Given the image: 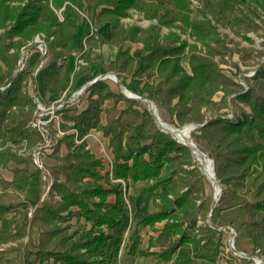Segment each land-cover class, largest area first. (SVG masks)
<instances>
[{
	"label": "trees",
	"instance_id": "obj_1",
	"mask_svg": "<svg viewBox=\"0 0 264 264\" xmlns=\"http://www.w3.org/2000/svg\"><path fill=\"white\" fill-rule=\"evenodd\" d=\"M170 1L179 11V19L189 27L194 42L173 30L161 34V25L171 26L176 16L169 8L161 13L154 0L149 6L151 9L153 6V10L149 8L151 12L148 9L146 16L157 18L159 24L146 28L125 25L121 18L128 15L131 8L145 9L148 0H0V28L3 29L0 32V71L3 62L6 75L12 80L7 91L0 94V166H7L10 161L15 163L13 182L26 181L35 174L31 156L21 155L6 144L9 133L28 139L29 148L37 141L36 133L27 127L35 99L24 87L32 63L16 71L21 48L33 42L36 34L44 35L50 53L43 73L44 89L58 88L64 81V68L68 57L74 54L76 39L85 23L90 22L95 30L109 21V41L122 44L142 40L145 44L152 43L153 48L137 55L128 48L121 49L115 58L97 63V68L102 64L113 66L121 83L126 85L120 72L132 70L138 61L143 62V71L149 70L162 79L148 97L168 112L173 123L181 126L191 121L204 122L191 134L213 158L216 176L225 186L211 220L213 222L215 211L238 205L244 208L247 217L242 225L264 264V63L251 76L257 86L240 89L239 82L227 75L215 58L227 45L212 19L204 10H200L203 17H193L190 0ZM256 1L264 6V1ZM81 12L86 13L82 23L79 22ZM242 16L253 28L258 27L252 17L244 12ZM243 17L240 19L244 20ZM11 48L14 50L10 51ZM186 49L191 72L175 59ZM84 61L78 64L69 94L100 74L89 72L90 66L95 64L91 58H84ZM81 75L86 77L76 84ZM218 90L223 94L216 100ZM87 92L85 109L78 112L75 103L61 109L64 122L60 126L65 134L54 144L56 162L51 165L54 182L50 193L59 194L60 199L53 202L46 198L25 221L26 210L19 206L21 204L0 201V242L15 241L17 245L0 250V262L6 252L18 249L19 264L43 263L51 259L55 264H102L98 252L107 246L112 229L123 221L122 213L127 209L123 201V183L111 179L131 178L146 181L142 192L153 191L154 198L160 199L159 210L140 222L154 224L166 219L158 240L170 242L168 251L175 244L191 245L194 254L177 256L175 263L190 264L195 257H202L205 264H217L222 244L217 238L218 226L199 225L201 234L193 229L190 232V228L196 226L198 214L205 217L214 203L207 197L200 198L198 203L199 197L194 195L192 188L184 189L186 178L181 170L187 174L193 172V168L184 166L193 164L191 148L171 132L161 129L141 100L113 90L105 80L97 79ZM107 99H113V105L104 106ZM120 100L124 101L121 107L118 106ZM239 101L248 104L252 112L242 109L235 119L225 115L226 112L217 113L230 107V102L237 104ZM209 110L211 116L205 119ZM71 128H76L77 134L70 132ZM91 128L102 129L114 154L112 168L105 173H102V159L87 147L84 136ZM63 141L67 151L60 154ZM103 178L111 186H106ZM162 186L166 189L162 190ZM239 188L253 192L256 199H247ZM111 195L114 200L110 199ZM73 217L78 220L83 217L90 224L70 232ZM185 222H188L187 227H183ZM35 228L39 231L37 239L32 236ZM176 233L180 236L173 242L172 235ZM231 257L236 255L231 252Z\"/></svg>",
	"mask_w": 264,
	"mask_h": 264
},
{
	"label": "rangeland",
	"instance_id": "obj_2",
	"mask_svg": "<svg viewBox=\"0 0 264 264\" xmlns=\"http://www.w3.org/2000/svg\"><path fill=\"white\" fill-rule=\"evenodd\" d=\"M148 1L149 2H145L144 4L146 10L139 9V8H131L129 9V14L126 16H123L121 18V21L125 25L135 24L143 28H146L150 26L151 24H159L157 18H149L146 16V11L149 8L151 9V7L149 6H150V3L153 2V0H148ZM154 2L156 6H159V11L161 13L165 11L167 8H169L173 10L172 14L176 16V19L173 21L171 26H167L163 24L161 25L160 27L161 34L166 35L170 31L173 30V31L178 32L182 38H185L189 40L190 42H194V37L192 36L189 30V27L185 23H183L181 19H179L180 13L175 7L174 3L171 2L170 0H154ZM190 8H192L193 10L192 12L193 17H196V16L203 17V14L200 12V10H204L207 16L212 19V22L217 27L218 31L221 34V37L225 40L227 48H222L221 49L222 53L215 55V58L219 62V65L223 69V71L227 75L231 76L234 80L239 82L241 86L239 87L240 89H243V88L247 89L249 85L257 86L256 82L251 78V76L255 74L257 67L264 63V6H261L256 0H190ZM150 9L149 11L151 12V10H153V6H152V9L151 10ZM242 12L252 17L255 20V22L258 24V27L253 28V25L249 23L248 19L242 16ZM80 16L81 17L79 19V22L82 23L86 17V13L81 12ZM59 17L60 19L63 18V15L61 14L60 10H59ZM242 17L244 18V20L240 19ZM84 27L87 28L85 35L83 36L82 34L79 36L78 39H76V49L74 51V54H71V56L68 57V60L71 59L72 61L74 60L75 64L77 63V65H74L75 68H72L71 76L67 78L64 77V81L62 85L58 88L44 89L45 91L43 92V95L45 96V98H52V97L54 98V97L62 95L64 92L65 94L63 95V97L64 96L69 97L75 91L81 90L84 86L88 85L91 80L87 83H83L80 88L72 91L69 94L74 84L73 83L74 74L79 69L78 64L80 62L84 63L85 62L84 58H88V57L91 58V61H94L95 63L90 66L89 72L97 71L100 73V75H103V77L106 76L108 72L116 73L118 79L115 80L111 77L108 78L110 80L109 84L116 91L127 90L133 93L139 94L141 96L148 97V94L150 93V91L155 86L160 85V82L162 79L160 77H157L156 75H153L151 71L149 70L143 71L142 70L143 62H140V61L136 63V66L132 70L120 72V74L124 78L126 85L121 83L120 78L118 77V74L115 68H112L113 66L102 64L100 68H97V65H96L97 63H102L103 59L111 60L115 58L121 49L128 48L130 52L134 55H137L141 52H146L153 48L152 43L145 44L144 41L138 40V41H127L122 44H118V43L109 41L107 39V34L110 33V30H111L109 28V21L105 23L104 25L102 24L98 25L95 30L93 29V26L90 24V22L85 23ZM2 31L3 29L0 28V32ZM248 36L250 37L251 40L247 38ZM39 41L43 43V45L45 46V49L47 50L46 53H44L46 57V61H45L46 65L44 66L43 69H41V71L38 74H35L33 72L34 67L36 63L38 62V60L40 59L41 54H42L41 48L39 47ZM197 43L198 45H201L200 41H197ZM13 50H14L13 48L10 49V51H13ZM21 50H22L21 56L17 62L16 71L23 70L28 67L29 62L32 63L30 67L31 68L30 75L24 82L25 84L24 87L33 97H35L34 95L35 91L37 92L39 96V93H38L39 88L37 85V82H38L37 80H38V77L41 76L42 73H44V70L50 60L49 58L50 53L48 50L47 41L45 40L44 35L36 34L33 42L29 43V45H27L26 47H22ZM30 59H32V61H30ZM175 59L179 60L181 64L189 72H191L189 51L187 49L181 54L176 55ZM21 60H25V66L23 69H21V63H19ZM68 60H67V66L69 64ZM2 66L3 68L0 71V94H4L12 82V80H9L6 75V72H5L6 66L3 62H2ZM85 77L86 75H81L79 78H77L75 83L77 84L79 82H82ZM89 86L83 91V93L80 96H82L84 93L87 92V89L89 88ZM222 94H223V91L218 90L214 98L216 100H219ZM136 99H139V98H136ZM139 100H141L150 110L149 103L146 100L144 99H139ZM84 103L87 104L86 100ZM75 104L77 105V103ZM112 104H113V99L106 102V106H110ZM119 104H120L118 105L119 107L124 105L123 102H120ZM154 104L156 105V108H157L156 109L157 117L159 115L163 120L169 122L170 124L176 127H182L190 123H198L195 121H191V122H187L179 126L178 124H175L172 122V117L168 114L167 111H165L162 107H158L155 102ZM35 108H36V103H35ZM242 109L246 110L248 113L252 112V109L248 104L242 101H239L237 102V104L235 102H230V107L223 108L217 113L226 112L225 115H227L228 117L232 119H235L237 118L236 116H238L236 114L238 112H241ZM32 116H33V113H32ZM208 116H211V110H209L205 119H207ZM102 118L103 120H105L104 112L102 113ZM157 125L161 129H163L158 124V122H157ZM27 127L30 128L28 124H27ZM59 127L61 129V126ZM56 128H57V123L51 126V132L54 135V141L52 145L49 147V149L45 150V153L43 154V162L45 164L44 166L46 167L48 172L51 174L53 179H54V176L52 174L51 165L56 162L54 152H53L54 144H56L59 138L65 134V130L61 129L64 132L58 133L57 132L58 130ZM193 129L195 128H192V130ZM100 130L102 129L100 128L92 129L94 134L93 135L89 134V132H91L90 130L86 135H91L90 138L92 139V141L96 143L98 142L97 145L99 147V150L95 149L96 147H92V146L91 147L93 148L95 152L96 151L99 152L98 153L99 155L97 157L102 159V162H103L102 173H105L106 171L112 168L114 154L109 144L108 136L105 135L107 137L106 139L104 137V133L103 135L101 133H98V131ZM69 131L75 132L77 134V129L76 131H73L71 128ZM191 132H190V136L192 140L203 151L209 154L202 144L196 142ZM86 135L84 136L85 138H86ZM174 137L177 139V136L174 135ZM76 141H80V140L76 139ZM36 143L37 141L31 148H29L28 139L15 136L12 133H9L7 135L6 144L12 146V150L17 151L21 155L31 156L32 150L35 147ZM60 146L63 147V151L65 152L67 151V146H66L65 141H63ZM105 151L108 152L109 155L111 154L110 156H111L112 163L110 162L109 158L104 154ZM192 162L193 164H189V165L184 164V166L187 168H193L192 173L187 174L185 171L181 170V174L184 175L186 178V186L184 187V189L188 187L192 188L194 195L199 197L197 199L198 203L204 197L211 199L213 202L214 192H215L214 185L211 182V180L208 178L207 174L204 171L203 165L200 164V162L197 160L194 153H193ZM14 166H15V163L13 161H10L7 166H0V201L4 203H16V204L19 203L21 204L19 206L22 208V204L24 203L22 200L24 197H26L24 186H26L28 182L12 184L14 183L12 181V175H13L12 168ZM32 169L35 175H39L38 177H35V179L37 180L39 178L38 182H39V185H41L42 184L41 173L36 172L33 165H32ZM217 179L220 182L218 177ZM118 180H120L123 183V188H124L123 201L128 207H129V194L127 193L126 188L130 181V183H132V188L140 189V191L137 193L139 199L142 200L144 199V197L147 199L148 210L150 212L159 210L160 199L154 198V192L153 191L148 192V193L142 192L143 187L147 184L146 181L137 180L135 182L131 178L128 180L113 179V178L111 179L112 182H116ZM102 181L104 182L106 186H111L109 182L105 181V178H103ZM221 186H222V191H221V194H222L225 186L223 184H221ZM243 188H239V190H242L244 192V195L247 199L254 201L256 199V197L254 196V193L245 192ZM161 189L165 190L166 187L162 186ZM50 193L48 194L47 198H51L53 202L55 200L60 199L59 194L54 193L53 195H50ZM112 198H113V195H112ZM25 210H26V213L24 214V217H23L24 221L26 220V216H29V217L31 216L29 215V212L32 209H25ZM210 212L211 210L208 211L205 217L198 214L196 226L195 228H190V232H192V229H193L196 233L201 234V232L198 230L199 225L207 224L213 227H215V225L218 226V228L220 229V232L217 234V238L221 241L222 244L220 245V252L217 256V264H256L254 258L248 257V256H242L240 253H238V252H244L248 255L259 256L257 255V250L254 247L253 240L248 235L245 227L242 225V221L245 220L247 217L245 209L238 205V206L230 207L227 209H223L220 212L215 211L213 215L214 223L211 220V215L213 211L211 212V214ZM89 224L90 223L85 221L83 217H81L79 220L77 219V217H73L71 219V226L69 228V231L72 232L76 229L82 230V228H84L85 226H88ZM187 224L188 222H185L183 227H187L188 226ZM139 225H140V222L136 223L135 226L134 225L131 226L130 229L127 228L123 233V237L127 238L131 234V232L134 231L135 229L136 231L133 232V235H137V229L139 228L138 227ZM0 227H1V220H0ZM32 236L36 239L38 238L39 236L38 229L35 228V230L32 233ZM179 236H180V233H176L175 235H172L173 242H176ZM233 236H234V245L238 252L233 251L230 245V241ZM27 238L28 236H25V240H27ZM12 244L16 245V242L15 241L14 242L10 241L8 243L0 242V250H2L3 248H7L8 246ZM184 245H186L185 247L186 251L192 250L191 245L189 244H184ZM231 252L236 255V257H234L233 259L231 257ZM17 253H18V249L9 250L3 256V259L0 262V264H19L20 257L18 256ZM242 257L246 258V260H242ZM198 258L199 259H196L193 264H205L204 259L202 257H198ZM35 264H55V263L51 259L49 260V262L44 261L43 263L36 261Z\"/></svg>",
	"mask_w": 264,
	"mask_h": 264
},
{
	"label": "crops",
	"instance_id": "obj_3",
	"mask_svg": "<svg viewBox=\"0 0 264 264\" xmlns=\"http://www.w3.org/2000/svg\"><path fill=\"white\" fill-rule=\"evenodd\" d=\"M105 23H103L102 25H104ZM86 29L87 28L83 26L80 35L83 34L84 36L86 33ZM109 34L110 33L107 34V39H108ZM30 61H32V59H30ZM68 62L69 64L68 66L64 68V73H63V76L65 78L71 76L72 68H75L74 65H77V63L76 64L74 63V60L72 61L71 59H69ZM100 78L105 80L108 84L110 83V80L108 79L109 76L103 77V75H100ZM37 81H38L37 85L39 88V91H38L39 97L46 104L56 101L58 98L62 97L65 94L64 92L62 95L54 97V98L53 97L45 98V96L43 95V92L45 91L44 85H43V73L41 76L38 77ZM112 89L115 90L114 88ZM85 100L87 104L84 103ZM109 100H112V99H107L104 103V106H106V102ZM120 102H123L124 104L123 100H120L119 103ZM75 103H77L79 107L78 112L85 109L88 106V92L80 96L78 101H76ZM61 117H62V114H61ZM104 121L105 120H103V122ZM61 122H64L63 117H62ZM68 123L71 124L72 121H68ZM92 129H95V128H91V132H89V134L91 135L94 134ZM98 133H101L103 135L102 130L98 131ZM91 135H86L87 147H89L90 150L94 152L96 156H98L99 152L97 151L95 152L92 148V147H96L95 149L99 150V147L97 145L98 142L96 143L92 141V139L90 138ZM104 137L107 139L105 135ZM64 152L65 151H63V147L60 146V153L63 154ZM38 176L39 175L34 174L26 181H19V182L12 183V184H15V183L18 184L22 182H28L27 185L24 186V189L26 192V197H24L22 200L24 202L22 204V208L24 209L34 210L48 196V195H45L43 197L44 180L41 176L42 184L39 185V182H38L39 178L37 180L35 179V177H38ZM12 178H13V175H12ZM135 189L136 188H132V183H130L129 181L128 186L126 188L127 193L129 194V207L127 206V209L123 211L122 213L123 221L112 229L113 235L108 240L107 246L102 248L98 252L99 257L102 258V264H173V263L174 264H187V263H175V258L177 256H183L185 254H194L193 250H191L192 252L189 250L186 251L185 249L186 245L175 244L171 247V250L168 251V248L171 245L170 242L169 241L162 242L158 240V235L162 231L166 219L156 221L154 224H146V223L140 222L142 218L146 217L151 212L147 208V199L145 197L142 200L139 199L137 193L140 191V189H136V190ZM110 199L114 200V195H113V198L111 195ZM138 222H140V225L138 226L139 228L137 229V235H133V232L136 231L135 229L134 231L131 232V234L127 238H124L123 237L124 231L127 228L130 229V227L133 225L135 226V224ZM196 259H199V258L195 257L194 261L190 264H193Z\"/></svg>",
	"mask_w": 264,
	"mask_h": 264
},
{
	"label": "built area",
	"instance_id": "obj_4",
	"mask_svg": "<svg viewBox=\"0 0 264 264\" xmlns=\"http://www.w3.org/2000/svg\"><path fill=\"white\" fill-rule=\"evenodd\" d=\"M39 47L41 48L42 54L34 67L33 72L35 74H38L41 71V69H43L44 66L46 65L45 63L46 57L44 53H46L47 50L45 49V46L41 41H39ZM19 63H21V69H23L25 66V60H21ZM82 93L83 92L81 90H78L75 91L69 97L62 96L56 101L46 104L40 99L37 92L35 91L34 98H35L36 108L34 109L32 118L28 122V126L38 136L37 143L32 150L31 158H32V165L34 166L37 172L41 173V176L44 180L43 197L45 195H48L52 191V186L54 182L53 177L48 172L43 162V154L45 153V150H48L54 141V135L51 132V126L57 123V128H56L58 130L57 132L58 133L64 132L59 127L62 120L61 109L66 104L75 103ZM72 130L76 131V128H72ZM104 154L109 158L111 162V156H110L111 154L109 155V153L106 151L104 152ZM29 215H32V210H30Z\"/></svg>",
	"mask_w": 264,
	"mask_h": 264
},
{
	"label": "water",
	"instance_id": "obj_5",
	"mask_svg": "<svg viewBox=\"0 0 264 264\" xmlns=\"http://www.w3.org/2000/svg\"><path fill=\"white\" fill-rule=\"evenodd\" d=\"M106 75L109 76V77H111V78H114L115 80L118 79L116 73H114V72H108ZM99 78H100V75L97 76L96 78L92 79V80L89 82L88 85L84 86V87L81 89V91L83 92V91H84L89 85H91L92 83H94V82H95L97 79H99ZM122 92H123L127 97L139 98V99H144V100H146V101L149 103V107H150L151 113H152V115L156 118L158 124H159L164 130H167V131L171 132L172 134H174V131H173L172 129L165 128V127L160 123V121H159V119H158V117H157V115H156V113H155V110H154L153 107H152V105L154 104L153 100H151V99L148 98V97L141 96V95H139V94L133 93V92H131V91L122 90ZM202 124H204V123H200V124H198V123H190V126H191L192 128H195V127H197V126H199V125H202ZM174 135H175V134H174ZM175 136H176V135H175ZM177 139H178V141H180L179 138H177ZM180 142H181V141H180ZM181 143L188 145V146L191 148L192 152L195 154V149H194V147H193L192 144L187 143V142H181ZM202 152H203L204 154H206V155L209 156L208 158H209V161H210V167H211L210 170H211L212 173H213V177H214V178H215V177L217 178V176H216V172H215V166H214V160H213V158H212L209 154H207L205 151H202ZM218 186H219V191H218V193H216V190H215V192H214V204H213V206H212V208H211V212L213 211L214 206L217 204V202H218V200H219V198H220L221 191H222V186H221V183H220L219 181H218ZM215 187H216V186L214 185V188H215ZM211 212H210V214H211ZM230 245H231L233 251L238 252V251L236 250L235 245H234V236L231 238ZM238 253H240L242 256H248V257H252V258H254L256 264H262V263H263V259H262L261 257H259V256L248 255V254H246V253H244V252H238Z\"/></svg>",
	"mask_w": 264,
	"mask_h": 264
},
{
	"label": "bare ground",
	"instance_id": "obj_6",
	"mask_svg": "<svg viewBox=\"0 0 264 264\" xmlns=\"http://www.w3.org/2000/svg\"><path fill=\"white\" fill-rule=\"evenodd\" d=\"M152 107L155 110V113L157 114L156 105L153 104ZM158 119H159L160 123L165 128L172 129L174 131V134L177 136V138H179V140L181 142H187V143H190L193 145V147L195 149V156H196L197 160L200 162V164L203 165L205 173L207 174L208 178L211 180L213 185L216 186L215 190H216V193H218V191H219L218 179L216 177L215 178L213 177V173L210 170L211 167H210V161L208 158L209 156L204 154L202 152L203 150L192 140V138L190 136V132L192 130V127L190 126V124H186L182 127H176V126L170 124L169 122L163 120L159 115H158Z\"/></svg>",
	"mask_w": 264,
	"mask_h": 264
}]
</instances>
